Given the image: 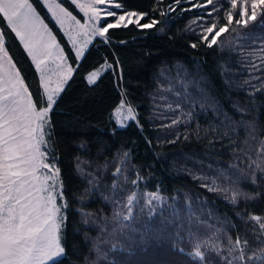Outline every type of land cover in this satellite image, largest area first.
Here are the masks:
<instances>
[{
	"label": "trees",
	"instance_id": "obj_1",
	"mask_svg": "<svg viewBox=\"0 0 264 264\" xmlns=\"http://www.w3.org/2000/svg\"><path fill=\"white\" fill-rule=\"evenodd\" d=\"M57 1L81 18L69 0ZM29 2L74 69L50 113L46 137L66 204V255L57 264H199L186 253L206 240L227 259L230 239L241 241L246 257L259 255L264 231L250 217L264 218V170L253 163L264 161L261 9L245 26L235 23L247 19L238 14L228 24L230 0L216 3L219 12L207 0H116L127 11L147 13L141 23H156L111 29L108 43L94 38L77 65L41 1ZM238 3L251 14V0ZM217 22L228 30L208 47L201 33ZM0 29L5 51L39 101L37 71L2 16ZM103 64L111 67L90 84L86 75ZM122 97L137 119L119 127L112 112ZM173 120L179 123L166 127ZM237 192L252 199L237 195L233 204ZM151 193L160 203L149 205L145 195ZM201 250L204 264H226L215 251Z\"/></svg>",
	"mask_w": 264,
	"mask_h": 264
},
{
	"label": "snow or ice",
	"instance_id": "obj_2",
	"mask_svg": "<svg viewBox=\"0 0 264 264\" xmlns=\"http://www.w3.org/2000/svg\"><path fill=\"white\" fill-rule=\"evenodd\" d=\"M176 2L180 3L181 0ZM187 2L192 3L193 0ZM220 2L222 0H207V5H212L214 12H219L221 9L216 7V3ZM230 2L232 10L226 12L228 24L233 23L234 14H238L241 18L247 17L243 21H235L236 24L243 22L245 26L248 21L257 19L256 9H261L260 14L264 15V0H251L250 15L247 7L239 4L238 0H230ZM72 3L83 12V24L59 4L56 7L82 30L78 33L84 37L82 46H78V40L73 39L71 33H66L75 52L77 65L84 57L85 49L93 42L92 37H101L105 43H108L111 29L128 28L129 25L147 29L156 23L155 20L151 24L141 23L147 13L127 11L123 4L116 0H88V3L72 0ZM207 5L193 6L205 8ZM49 10H52L51 6ZM121 12L123 14H120ZM208 15L211 16L212 13ZM0 16L7 21L8 27L32 57L37 71L40 72L42 89L40 100L35 101L28 87L25 86L20 72L14 71L16 66L5 51L4 35L0 33V264H57L58 259L66 255L62 243V232L66 228V216L62 209L66 204L59 203L65 200L61 169L54 161H49L51 153L47 129L51 126L50 113L74 69L64 65L63 61L66 57L62 51L55 52L56 58L62 62L57 65L62 78L56 81L55 87H50L51 76L46 69L41 68V65L45 59L53 57V49L58 46L55 37L47 31V26L37 15L29 0H0ZM108 17L114 18V22L108 20ZM57 22L63 27L62 19L57 18ZM261 26H264V20L261 21ZM227 30V26H219L218 22L212 23L211 26L203 28L201 39L208 47H212L217 44V37ZM192 47L195 48L196 45L193 44ZM5 63L8 65L7 68ZM100 74V69H96L87 77L88 82L94 83ZM125 103L122 97L120 106L115 112L121 127L124 126L125 121L137 119L131 107L125 110ZM177 123L178 120H173L172 124L166 127H172ZM253 163L256 164L257 169L264 170V161ZM77 168L80 169L79 163ZM120 172L121 169L118 167L114 175H119ZM137 179L140 177L138 176ZM252 179L253 183L257 182L255 173ZM136 182V180L132 181L133 184ZM112 187L115 189L118 184L114 182ZM212 190L210 187L209 191ZM237 195L252 199L246 193L237 192L233 195L231 201L233 204L237 202ZM135 196V193L128 196L129 215L123 217L125 220L130 218L132 212L130 206ZM149 196L151 199H159L155 193ZM250 219L259 223L261 230L264 231V218L251 216ZM229 243L231 246L227 251L231 259L222 256L219 246L208 240L196 243L194 251L186 255L199 264H204L206 256L201 250L204 247L215 251L222 260H226V264H235L236 261L241 264H249L250 261L264 264V250L257 256L246 257L244 245L239 239L234 243L230 239ZM237 250L239 254L234 255ZM180 251L184 250L180 249Z\"/></svg>",
	"mask_w": 264,
	"mask_h": 264
},
{
	"label": "rangeland",
	"instance_id": "obj_3",
	"mask_svg": "<svg viewBox=\"0 0 264 264\" xmlns=\"http://www.w3.org/2000/svg\"><path fill=\"white\" fill-rule=\"evenodd\" d=\"M41 3L44 5V7L47 9V11L49 12L50 16L52 17V19L55 21V23L57 24V26L60 28V30L63 32L65 38L67 39V42L69 43L71 49L73 50L72 48V44H71V41L69 40L68 38V35H66V33H71L73 39H77L78 40V46H82L83 44V39L84 37L83 36H80L78 35V33H80L82 30L80 29L79 25H76L74 21H72L70 18L68 17H65L64 16V13L60 12V9L56 7L57 4L60 5L61 8H64L63 5L57 1V0H40ZM71 3H72V0H69ZM80 3H88V0H79ZM73 4V3H72ZM74 5V4H73ZM49 6H51V11L49 10ZM76 7V5H74ZM34 8V7H33ZM76 9L80 12V15H81V18H78L76 17L81 24L84 23V14L83 12H81L79 10L78 7H76ZM67 10V9H66ZM36 11V10H35ZM68 11V10H67ZM37 13V12H36ZM55 13V15H54ZM120 14H123V13H120ZM37 15L40 17V19L43 21L44 25H46V23L44 22V20L42 19V17L37 13ZM73 15V14H72ZM57 18L59 19H62L64 21L63 23V27L60 26V24L57 22ZM6 21V20H5ZM7 23V21H6ZM47 26V25H46ZM47 31H49L51 33L52 36L53 33L51 32V30L48 28L47 26ZM0 33H2L1 29H0ZM15 34V33H14ZM55 37V36H54ZM98 37V36H97ZM96 38V37H92V40ZM101 38V37H99ZM19 40V38H18ZM56 40V38H55ZM20 41V40H19ZM21 43V41H20ZM22 46L24 47V44L21 43ZM56 44L58 47L54 48L53 49V52H54V55L51 59H45V62L41 65V68L42 69H46L47 70V73L49 76H51V82H50V87H55L56 86V81L60 78H62V74H59V69L57 68V65H60L62 62L56 58L55 56V52H58V51H62L63 54L65 55L66 59L65 61H63L64 65L67 67V66H71L68 59H67V56L66 54L64 53L63 49H62V46L57 42L56 40ZM89 46V45H88ZM25 49V47H24ZM86 50V49H85ZM26 51V50H25ZM74 52V50H73ZM26 53L28 54V52L26 51ZM74 55H75V52H74ZM29 56V55H28ZM9 57V56H8ZM10 58V57H9ZM29 58L31 59L35 69H36V65L35 63L33 62L32 60V57L29 56ZM12 61V60H11ZM13 63V62H12ZM14 64V63H13ZM107 64H103L102 66L96 68V69H100V73H102L103 70H105L107 68L106 66ZM5 67L7 68L8 65L7 63H5ZM96 69L92 70L91 72H89L87 75H86V79L87 77L89 76L90 73H92L93 71H95ZM14 71H18L17 68L15 67ZM37 71V69H36ZM57 73V74H53V73ZM37 74H38V79H39V83H41V79H40V72L37 71ZM70 76H68L67 80L69 79ZM22 78V77H21ZM98 78V77H97ZM88 81V79H87ZM66 84V83H65ZM26 86V85H25ZM121 103V102H120ZM120 103L116 106V108L113 110L112 112V118L113 120L115 121V123L117 124V126L121 127L120 124L118 123L117 121V117L115 115V112H116V109L120 106ZM128 107H131L127 102L125 103V110L128 108ZM130 120H127L124 122V126L129 122ZM43 150V149H42ZM49 161L50 162H53V160L50 159V156H49ZM146 199H147V202L149 203V205L151 206H154V203H160V198L159 199H151L149 194H146ZM59 203L61 204H64V201H59ZM62 212L64 214V208L62 209Z\"/></svg>",
	"mask_w": 264,
	"mask_h": 264
}]
</instances>
